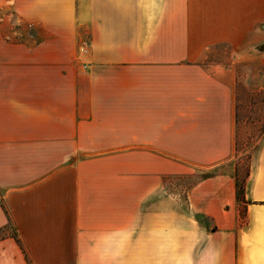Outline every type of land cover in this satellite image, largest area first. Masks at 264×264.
<instances>
[{"label": "crops", "instance_id": "0c3cea01", "mask_svg": "<svg viewBox=\"0 0 264 264\" xmlns=\"http://www.w3.org/2000/svg\"><path fill=\"white\" fill-rule=\"evenodd\" d=\"M222 49L264 64V0H0V264H264V133L243 199L165 192L234 153Z\"/></svg>", "mask_w": 264, "mask_h": 264}, {"label": "rangeland", "instance_id": "374dc122", "mask_svg": "<svg viewBox=\"0 0 264 264\" xmlns=\"http://www.w3.org/2000/svg\"><path fill=\"white\" fill-rule=\"evenodd\" d=\"M219 59L234 67L237 75L236 97L239 105L237 116L241 119L235 136L234 153L225 165L213 171L194 169L190 176H169L164 178L165 192L183 197L193 183L212 172H233L237 180V194L243 199L246 182L251 172L254 149L264 133V64L255 60L236 58L222 49ZM12 235L13 227L0 234Z\"/></svg>", "mask_w": 264, "mask_h": 264}, {"label": "built area", "instance_id": "2783aa9c", "mask_svg": "<svg viewBox=\"0 0 264 264\" xmlns=\"http://www.w3.org/2000/svg\"><path fill=\"white\" fill-rule=\"evenodd\" d=\"M88 41L86 39H82L79 41L78 46H77V58L79 60H85L87 58V53H88ZM86 62H83V68L86 69Z\"/></svg>", "mask_w": 264, "mask_h": 264}, {"label": "trees", "instance_id": "16d2710c", "mask_svg": "<svg viewBox=\"0 0 264 264\" xmlns=\"http://www.w3.org/2000/svg\"><path fill=\"white\" fill-rule=\"evenodd\" d=\"M237 200H239V196H238V194H237ZM3 209H4V208H3ZM7 228H8V227H7ZM7 228H5V229H1V230H0V233H1V232H4ZM12 237H13V239L17 242V244L20 245L19 239L17 238L16 234H13ZM27 264H31V263H29L28 260H27Z\"/></svg>", "mask_w": 264, "mask_h": 264}]
</instances>
